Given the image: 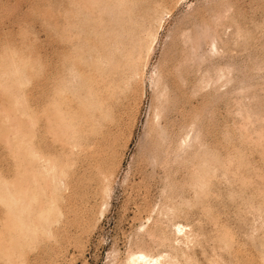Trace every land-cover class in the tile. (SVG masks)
<instances>
[{
    "label": "rangeland",
    "instance_id": "1",
    "mask_svg": "<svg viewBox=\"0 0 264 264\" xmlns=\"http://www.w3.org/2000/svg\"><path fill=\"white\" fill-rule=\"evenodd\" d=\"M140 253L264 264V0H0V264Z\"/></svg>",
    "mask_w": 264,
    "mask_h": 264
},
{
    "label": "bare ground",
    "instance_id": "2",
    "mask_svg": "<svg viewBox=\"0 0 264 264\" xmlns=\"http://www.w3.org/2000/svg\"><path fill=\"white\" fill-rule=\"evenodd\" d=\"M200 38V37H199ZM202 39V38H201ZM199 41V40H198ZM197 43V42H196ZM196 43H194V44H196ZM197 46H198V44H197ZM214 46V45H213ZM193 47H195V46H193ZM197 48V47H196ZM196 48H194V50L196 49ZM214 48V47H213ZM193 50V51H194ZM213 53V52H212ZM192 54V53H191ZM192 55H194V53L192 54ZM192 55H190V57L192 56ZM180 59V58H179ZM183 59H185V57H183ZM179 61V60H178ZM195 61V60H194ZM182 63H183V61H182ZM180 67H181V65H179ZM180 69V68H179ZM182 69V68H181ZM177 70H178V68H177ZM183 77V76H182ZM162 136V135H161ZM160 148V147H159ZM195 186H196V183H195ZM198 187V186H197ZM134 257V256H133ZM132 261L134 262V263H139V264H159V262H158V260L157 259H154V258H150V257H148V256H146V255H144V254H138V255H136L135 256V258H133L132 259Z\"/></svg>",
    "mask_w": 264,
    "mask_h": 264
}]
</instances>
